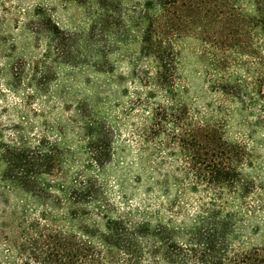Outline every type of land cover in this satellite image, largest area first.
Here are the masks:
<instances>
[{
  "label": "trees",
  "instance_id": "16d2710c",
  "mask_svg": "<svg viewBox=\"0 0 264 264\" xmlns=\"http://www.w3.org/2000/svg\"><path fill=\"white\" fill-rule=\"evenodd\" d=\"M230 1L233 0H144L141 7L126 14L129 27L140 29L141 57L155 65L154 82L143 87L144 106L134 104L142 106L147 115L145 127L138 130L143 152H167L171 158H179L180 161L173 160L177 167L174 185L199 196L198 206L185 216L177 204L178 212L168 219L150 214L136 225H128L124 217L114 213L104 181L106 168L117 150L113 128L96 110L92 115L84 114L81 103L73 119L79 125L80 139L73 145L66 142L61 124L52 128L57 131L55 136L49 133L36 142L22 134L10 142L0 141V203L6 205L15 197L41 211L36 218L23 213L18 222V233L25 241L21 244L22 254L26 252L36 264H77L90 257H96L90 260L92 264H264V241L251 240L260 228L251 224L257 211L247 205L255 193L250 154L239 141L228 137L230 116L216 119L223 110L214 112L211 103L206 104L207 111L191 105L185 95L188 88L178 78L182 59L178 42L188 33V20L195 21L194 13L200 16L204 12L207 19L223 14L240 20L234 38L230 37L232 31L223 36L224 41L232 43L227 47L231 52L240 49L241 56L264 58L259 56L264 53V0H249V15L248 10L239 8L240 0L232 4ZM95 2L97 19L106 28L105 17L114 6L105 0ZM228 6H233L236 13H231ZM38 15L46 22L50 49H55L62 30L42 11ZM249 25L252 32L244 31ZM111 32L119 36L112 29ZM250 34L247 50L244 43ZM104 54L97 50V56ZM41 67L38 73L47 69ZM260 67L257 70L264 78V64ZM34 72L33 88L43 96L45 90ZM16 79L21 81V76ZM232 83L221 82L216 85L217 92L243 102L232 91ZM256 92L260 95V88ZM138 97H142L141 93ZM78 149L85 152L89 165L85 174L71 175L67 169L74 167ZM94 169H100V174H94ZM164 177L166 180L159 186L173 205L175 197L166 188L169 178ZM91 208L97 211L96 216L88 217ZM55 211L65 213L59 216L53 214ZM11 212L16 216L19 209L13 207ZM41 220L47 222L44 230L37 223ZM59 222L63 225L57 231L53 227ZM18 241L12 240L16 250Z\"/></svg>",
  "mask_w": 264,
  "mask_h": 264
},
{
  "label": "rangeland",
  "instance_id": "374dc122",
  "mask_svg": "<svg viewBox=\"0 0 264 264\" xmlns=\"http://www.w3.org/2000/svg\"><path fill=\"white\" fill-rule=\"evenodd\" d=\"M105 1L114 6L113 12L105 17L106 28L97 19L95 0H0V141L10 142L22 134L30 142H36L49 133L55 136L57 131L52 128L61 124L66 131V142L73 145L80 139L79 125L73 119L83 103L84 114L97 112L113 128L117 150L112 164L106 168L104 181L114 213L124 217L128 225H136L150 214L168 219L178 212L176 206L180 204L186 216L198 206L199 196L174 185L177 167L173 160L180 159L171 158L167 152L159 155L143 152L138 133L147 123V115L141 108L146 102L143 87L154 82L155 65L141 57L140 29L135 25L129 27L126 14L141 7L144 0ZM237 4L250 14L249 0ZM228 8L236 13L233 6ZM41 11L62 30L55 40V49H50L45 20L38 17ZM194 14L195 21L188 20V33L178 42L182 57L178 78L188 88L185 95L191 105L207 111L205 106L211 103L214 112L223 110L216 119L230 116L228 137L247 148L253 163L250 175L255 179V193L247 205L257 211L251 224L260 228L251 235V240L261 243L264 241V78H260L262 74L257 68L264 64V58L252 59L242 53L241 56L240 49L231 52L227 47L232 43L224 41L223 36L232 31L230 37L234 38L240 20L223 14L211 19L204 12L200 16ZM250 26L244 31H251ZM111 29L119 36H113ZM251 34L244 43L247 50H250ZM97 50L105 53L103 57L97 56ZM43 65L46 71L38 73ZM33 72L38 73L37 79L45 90L43 96L33 88ZM18 75L21 81L16 79ZM226 81L233 82L232 91L243 102L217 92L216 85ZM258 88L260 95L256 92ZM140 103L141 107L134 105ZM74 157V167L71 165L67 171L71 175L85 174L89 165L87 155L78 149ZM93 172L100 174L101 170ZM164 176H168L166 188L176 200L173 205L159 186L166 180ZM13 207L19 209L16 216L11 212ZM35 207L18 202L15 197L6 205L0 203V264L27 261L36 264L26 252L22 254L21 244L25 241L18 233V222L24 214L29 218L39 216L41 211ZM89 212L88 217L96 216L93 208ZM64 213L53 212L59 216ZM37 223L43 230L47 224L45 220ZM62 225L59 222L53 228L60 231ZM16 239L18 250L12 244ZM92 259L96 257L81 259L77 264H92Z\"/></svg>",
  "mask_w": 264,
  "mask_h": 264
}]
</instances>
